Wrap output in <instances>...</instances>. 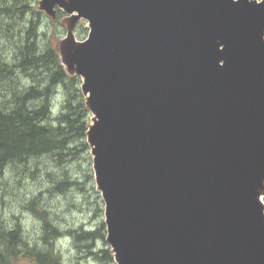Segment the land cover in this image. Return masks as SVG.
<instances>
[{"label":"water","instance_id":"water-1","mask_svg":"<svg viewBox=\"0 0 264 264\" xmlns=\"http://www.w3.org/2000/svg\"><path fill=\"white\" fill-rule=\"evenodd\" d=\"M85 20L64 63L116 264H264V0H40Z\"/></svg>","mask_w":264,"mask_h":264},{"label":"trees","instance_id":"trees-1","mask_svg":"<svg viewBox=\"0 0 264 264\" xmlns=\"http://www.w3.org/2000/svg\"><path fill=\"white\" fill-rule=\"evenodd\" d=\"M36 1L0 0V39L5 42L0 52V82L3 89L8 88L0 97V186L9 168L14 171L32 158L52 156L63 166L71 158L78 159L79 151L89 150L86 138L92 115L81 91L82 82L67 72L55 47L54 38L62 34L58 21L45 17ZM57 14L58 19L65 16L60 10ZM8 80L14 82L13 92ZM60 90L63 97L56 103ZM56 183L51 189L62 193L83 185L67 175ZM34 197L24 203L41 224L43 248L29 245L20 221L10 228L0 217V264H16L21 259L32 264H65L57 250L62 237L72 235L81 247L105 239L103 224L94 231L64 232L41 192ZM107 246L94 255L111 263L113 255Z\"/></svg>","mask_w":264,"mask_h":264},{"label":"rangeland","instance_id":"rangeland-1","mask_svg":"<svg viewBox=\"0 0 264 264\" xmlns=\"http://www.w3.org/2000/svg\"><path fill=\"white\" fill-rule=\"evenodd\" d=\"M36 3L39 11H42L40 0H37ZM42 12L51 21H58L59 33L62 34L55 37L53 41L59 51L62 64L67 72L73 75V71L64 63L65 49L71 39V37L69 39V36H74L76 40H84L88 36V23L85 20H80L76 24L71 23L72 17L64 12L65 16L60 17V19H58V14L55 18H52L44 11ZM44 28H46V25H44ZM4 46L5 42L0 39V52ZM15 79L17 82L20 81L17 78ZM13 80H8V83H6L11 85L9 89L12 92L14 91L12 88L14 85ZM80 80L83 83L81 77ZM20 82L22 85V81ZM2 85L0 82V97L8 91V88L4 87L3 89ZM62 97L63 94L60 90L55 102L58 103V101L62 100ZM92 117L93 115L91 116V122ZM86 142L88 144L87 138ZM7 173L3 179L4 184L2 183L0 186V217L5 220L10 228L15 227V224L20 221L24 237L29 241L27 242L31 247L37 245L43 248L41 224L26 208L27 206L24 202L41 192L44 204L51 211L54 218L58 220L61 228L65 229L64 232L78 229L94 231L101 224L105 226V239L97 240L92 247H86L87 244L81 247V243L76 245L74 237L70 234L68 237H62L57 250L65 264H88V262H91V264H116L112 252L113 262L111 263L101 261L97 255H94V253L98 254L100 250L106 249V244L108 248L110 246L106 241L105 204L95 181L93 156L90 146L87 152H78V159L71 158L63 166L58 165L52 156H43L32 158L26 164H19V168H15L14 171L9 168ZM66 175L69 180L73 179L82 182V189L75 188L64 193L58 190L53 191L51 189L52 185L64 179ZM16 264H32V262L27 259H21Z\"/></svg>","mask_w":264,"mask_h":264},{"label":"bare ground","instance_id":"bare-ground-1","mask_svg":"<svg viewBox=\"0 0 264 264\" xmlns=\"http://www.w3.org/2000/svg\"><path fill=\"white\" fill-rule=\"evenodd\" d=\"M69 235V234H68ZM68 235L67 236H64V237H68Z\"/></svg>","mask_w":264,"mask_h":264}]
</instances>
